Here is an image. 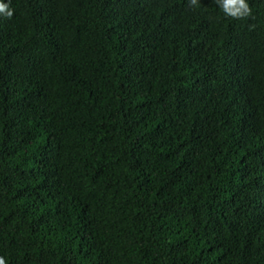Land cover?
Masks as SVG:
<instances>
[{
    "label": "trees",
    "instance_id": "obj_1",
    "mask_svg": "<svg viewBox=\"0 0 264 264\" xmlns=\"http://www.w3.org/2000/svg\"><path fill=\"white\" fill-rule=\"evenodd\" d=\"M0 264H264V0H5Z\"/></svg>",
    "mask_w": 264,
    "mask_h": 264
},
{
    "label": "clouds",
    "instance_id": "obj_2",
    "mask_svg": "<svg viewBox=\"0 0 264 264\" xmlns=\"http://www.w3.org/2000/svg\"><path fill=\"white\" fill-rule=\"evenodd\" d=\"M218 6L226 16L242 18L250 14L247 0H216ZM192 5L197 4V0H190ZM0 14L5 16L12 15V9L5 0H0Z\"/></svg>",
    "mask_w": 264,
    "mask_h": 264
}]
</instances>
